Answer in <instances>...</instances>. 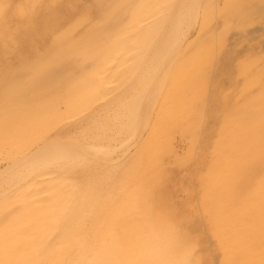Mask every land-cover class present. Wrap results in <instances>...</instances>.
<instances>
[{
  "label": "bare ground",
  "instance_id": "obj_1",
  "mask_svg": "<svg viewBox=\"0 0 264 264\" xmlns=\"http://www.w3.org/2000/svg\"><path fill=\"white\" fill-rule=\"evenodd\" d=\"M98 1L100 5L96 9L95 16L97 15L100 19L103 12L110 13L109 16H103L102 20L100 19L103 21V18L106 19L114 14L113 6L119 5L121 0H116V3L113 1L115 4L111 0ZM122 1L124 4L125 0ZM133 1L128 0L124 4L123 12L128 9ZM137 1H140V3L132 10L134 18L130 23L119 22L103 28L100 27V21L92 27L91 31L86 32L89 40L92 39V45L97 46L100 52L98 56H95L94 61L87 62L85 59L88 55H84L80 59L81 62L79 61V63L82 64L79 65L81 67L79 66V69L75 71L77 74H82L80 79H76L74 88H71L68 76L65 77L64 82L68 88L65 91L63 102L59 101V97L49 87L50 84L46 78L47 71L42 69V65L40 66L42 67L41 71H38L39 74L28 85H26L27 83H17L14 86L40 87L39 92L43 91L44 97L36 98L27 106L28 110L15 109L0 114V131L3 135H6L4 137H8L7 139L12 138V135L8 132L15 130L17 122L27 120L35 124L33 130L31 128L32 135L20 133L21 137L19 136L20 141L31 140L32 145L30 146L33 148L27 150V154L23 153H26V151H21L22 156L15 158L13 163L6 168L0 169V203L6 196L8 197L10 191L16 192V190H19L18 200L15 203L21 205V211L11 217L12 224L5 226L4 230L0 231V264H151L154 258L153 254L160 252H163L170 264L198 263L192 247L194 244L191 243L187 231H183L182 228H179L177 224L169 219V210L163 200L165 199L163 197L165 196L164 191L161 192L164 189L165 176L157 158L158 150L164 147L160 140L164 137H171L170 132H174L172 120L180 113L189 114L190 101L187 91L189 89L191 91L202 89V87H198L199 84L196 85L201 81L200 76L196 77V73H192L193 69L188 70V68L199 66L205 63L206 59V62H208L209 58L207 56L210 54L205 52L208 54L205 56L203 51L205 49H202V52L200 50L195 51L198 53L194 54L193 50L196 49L193 46L194 42L191 43L190 37L197 28L198 12L201 10V5H203V2L208 1L206 3H209V6L210 2L214 0H179L171 8L172 11H168V14L164 13V16L171 13L169 17L166 16L168 19L165 20V17H162L165 21L161 18L162 22L159 23L158 21H161L159 18L157 21L154 20L158 24L151 22L152 25L147 24V21L152 20L158 14L161 15L160 13L164 11L161 10L160 12L162 7L159 9L157 3V10L160 13L156 10L157 13L154 12L153 14V9H156L153 4L158 0L156 2H154L155 0ZM54 2L55 0H44L46 5ZM219 2L221 3V1ZM213 3L219 9V3L216 1ZM31 4L36 9L40 3L38 0H32ZM78 6L79 3L75 4L76 9ZM210 7H207L208 10ZM212 7L211 10H213ZM17 10L19 14H22V7ZM238 12H241V10L239 9ZM206 13L207 16H205L210 17V13L209 15L208 12ZM204 22L206 23V21L202 23ZM206 26L207 24L203 28L201 27V30ZM227 26L226 23L225 27ZM32 28H34V24L28 23L23 26V31L30 35ZM48 28V25H43V29ZM100 29L104 32L100 33L98 31ZM204 31L206 32V28ZM203 34H201L202 37ZM0 35L2 39L5 37L6 32L0 31ZM205 37L206 35L202 39H205ZM71 38L72 35L66 32L64 40L67 47L70 45ZM132 42L133 44L136 43L135 47ZM199 43H202V41ZM203 43H205V40H203ZM200 46L198 49H200ZM75 50L79 52L83 48L81 46L75 47ZM210 50L212 51V49ZM133 51L134 54L131 55ZM64 58H69L66 61L70 60V63L75 59L78 61V57H68L66 49ZM128 62L132 63L130 68L122 69ZM70 63H66V65ZM185 67L186 69H184ZM68 68L70 67L68 66ZM66 71L69 72V70ZM180 80L184 83L182 87L180 86ZM113 84L115 85L112 86ZM116 87H124V89L120 95L110 98L113 92L112 89ZM102 100H105V104L99 108L105 114L108 115L111 111L114 112L116 108L119 110H115L117 114L114 119L120 118L123 121V126L119 125L121 127L119 130H121V133H125L124 136L128 135L125 142L121 140L122 147L127 150L131 145H136V148L139 149L140 157L138 160L133 161L131 165L118 163L119 161L117 162L115 159V153L118 148H122L121 146L113 148L110 145L107 146V143L104 146L100 144L101 141L99 143L98 139V141L94 140L92 144H85L82 142L84 138H79L80 136L76 135L77 130H81L78 129V125L71 122L73 118L83 111L89 110L93 104ZM58 106H60L59 111L56 109ZM41 108H43L41 110L43 113L40 114L39 110ZM249 113L242 109L238 111L239 117L237 119L240 120V126L233 127L232 130L236 129L231 131L225 140L221 139L224 142L217 155L220 156L218 159L220 160L219 164L222 162L221 170L230 168L233 175L239 173L237 176H243V178L245 177L244 170L251 163L253 164V161H257L259 156L262 157L261 153H259L261 155H258V151L260 152L261 142L264 139L262 132L264 120L254 119V115L253 118L251 117L253 113ZM100 114L98 110V112L94 111V113L88 115L89 122L92 119V122L95 123L96 118H101ZM66 120V124L62 125L63 129H56L60 127V123ZM29 122L28 124H30ZM242 122L243 124H241ZM234 123L237 122L234 121ZM86 124L90 129L91 125ZM88 127L81 129L84 131ZM53 129L58 130V132L54 133L53 136H48ZM97 136L99 138L100 135ZM174 136L177 137L176 134ZM102 138L100 136L101 140ZM4 140L6 141V139ZM10 141L12 142V139H9L8 142ZM229 158L234 159L230 161ZM90 162L91 164L92 162L96 163L93 169H81L86 163L88 165ZM150 167H153L154 173H150ZM217 167L218 165L215 168ZM208 171L211 172L210 169ZM225 173L229 174V172ZM227 175L215 176V179L212 178L211 181L206 180V178L202 183L205 190L203 199L200 202H202L205 212L207 211L213 219L222 221V225H226L230 229L236 227L240 216V210L236 208L235 203L238 198L246 196L247 184L251 181L246 179V181H249L248 183L240 180L237 183H232ZM47 176H51V178H47ZM82 181L91 182L90 200L87 205L82 202V199L77 198L79 194L83 195L84 192H87V189L80 190L78 188ZM65 182H71L70 189L62 184ZM139 183L140 185L137 186ZM262 183L264 184V180ZM112 185V190L107 192L108 187ZM116 185H118L117 188ZM136 186L137 188L134 189ZM254 186L252 185L253 189H255ZM16 196L17 194L14 197ZM115 198H122L124 205V209L119 211L121 215L118 216L115 215L118 209L113 208L114 201L116 202ZM15 200L12 199L11 204ZM259 202L257 210L254 208L256 214L248 216H252L251 220L255 226L258 220H261L262 212H264V198ZM70 204L71 206H69ZM146 206H151V211H154L157 215L158 223L155 226L157 231L153 236L151 234L152 240L142 238L145 233L144 229L134 231L133 233L137 235L132 239L122 238L113 233L115 218L118 219L119 217V220L120 218H131V214L135 209ZM242 215L244 216V214ZM87 217L90 218L89 227L84 222ZM100 217H104L101 222L98 221ZM60 220H63V224L58 226ZM104 225L105 227H103ZM253 225L250 226L253 227ZM53 237L54 239L51 240ZM196 241L198 240L196 239ZM195 244L197 245V243ZM239 244L240 253L233 251V255L227 258L229 264H239V256L246 260V257L249 259L250 255L251 257L255 256L252 257L253 264H261L262 259H264L263 256L259 260L256 253L251 254L253 249L250 245L246 246L242 242H239ZM228 248L232 251L231 247ZM248 259L246 264H248Z\"/></svg>",
  "mask_w": 264,
  "mask_h": 264
},
{
  "label": "rangeland",
  "instance_id": "obj_2",
  "mask_svg": "<svg viewBox=\"0 0 264 264\" xmlns=\"http://www.w3.org/2000/svg\"><path fill=\"white\" fill-rule=\"evenodd\" d=\"M113 1L116 3V0H111L112 3H114ZM121 1L119 5L113 6L114 14L106 19L103 18V21H101L103 16H109L110 13L106 11L103 12L100 18L101 20L98 19L97 15L95 16L96 9L99 8L100 5L98 0H55L53 4L49 5H46L44 0H38L40 4H38L36 9L31 4L32 0H0V31L6 32L4 38L1 39L0 35V114H5L7 112L14 111L15 109L28 110L27 106L35 101L36 98L44 97L43 91L39 92L40 87H14L17 83H27L26 85H28L30 81H32L39 74L38 71H41V65L43 66L42 69L47 71L46 78L50 84L49 87L59 97V101L63 102L65 91L68 88L64 82L65 77L68 76L70 79L69 84L71 88H74L76 85V79H80V75L82 74H77L75 71L76 69H79V64H82L79 63L80 59L83 58L84 55H88L85 60L87 62L94 61L95 56H98L100 52V49L97 46L92 45V39L90 38L89 40V36H87L86 32L91 31L93 29L92 27L100 21V27L102 26L103 28H107L114 23H130L132 18H134L132 15V10L136 8L140 1L134 0L124 12L122 8L128 0H125L124 4L123 1ZM156 1L157 0L154 2ZM178 1L179 0H158V2L153 4L156 8L153 9V14L154 12L157 13L156 10L158 9L159 5V9L162 7L160 12L161 10H164L161 13L157 10L162 16L159 14L156 15V17L154 16L155 18L153 17V21L149 19L151 21L148 20L147 24H151V22L156 24L157 19L160 18L159 20H161L162 17H165V20L168 19L171 13L167 15V12L172 11L171 8H173ZM214 1L219 3V9L218 6L213 3ZM214 1H211L212 3L210 2L211 7L213 4L215 5V8L214 5L212 7L213 10H211L210 5L208 6L209 3H206L208 1L203 2L204 6L201 5V10L198 12L199 19L197 20L198 23L196 22L198 24H196L197 28L195 27L196 29L193 31L190 37V40H192L191 43L194 42L193 46L196 49L193 50L194 54L198 53L195 51L200 50L202 52V49L206 50H203L204 53L207 52L210 54L208 55L205 53V56L208 55V62H206L207 59L205 58V63H202L199 66L195 64L196 66L188 68V70L193 69L192 73H196V77L200 76L201 81L196 83V85L198 86L199 84L198 87H202V89L200 88L198 91H195V89L191 91L189 89L187 91L188 99L190 101V108L188 109L189 114L180 113V115L177 117L175 116V118L172 120L174 127L173 131L175 133H171V131V137H164L160 140L164 147L158 150L157 158L165 176L164 189L161 190V192L164 191L163 193L165 196L163 197L165 199L163 200L165 202V206L169 210V219L171 222L177 224L179 228H182L183 231H187L189 239L191 238V243L194 244L192 247L194 256L198 262L196 264H229L227 258L233 255V251H238L240 253L241 249L239 242H242L246 246L250 245V247L253 249L251 254L254 255L256 253V257H258L259 260L264 257V212H262L261 220H258L256 226L252 223V216L248 217L252 214H256L255 210H257V207H259V201L264 198V184L262 183L264 180V139L261 142V147L263 148L260 147V152L258 151V155L262 154V157L259 156L261 160L258 157V160L255 161L256 164L253 161L254 165L251 163V165H249L247 169L244 170V178L243 176H237L239 173H237V175H233V173L230 171V168L221 170L222 162L219 164L220 160L218 159L220 156H217L225 138L228 137V134L240 126V120L237 119L239 117L238 111L240 109L247 111V113L250 112L249 114L253 113L251 114V117L253 118L254 115V119L256 118L264 120V0ZM219 1H221V3ZM136 2L137 4L135 5ZM78 3L79 6L76 9L75 4ZM20 7H22V14H19V11L17 10ZM207 7H210V9L208 10ZM239 9L241 12H238ZM206 12H208V15L210 13V17H206ZM164 13H167V18L164 16ZM147 17L148 16L146 15V18ZM162 19L164 20V18ZM203 21H206V23H202ZM158 22L160 23L162 20ZM28 23L34 24V28H32L30 35H27L23 31V26ZM226 23L228 24L227 27H225ZM42 24L48 25L49 28L43 29ZM203 24L204 26L207 24L205 27L206 32L204 31L205 28L202 29L203 31L201 30V27H204ZM200 30L202 33H200ZM98 31L100 33L104 32L101 29ZM66 32L72 35L70 45L68 47L65 45L66 42L64 40ZM201 34H203V37ZM199 35L201 38L198 37ZM205 35V39H202ZM4 40L5 43L3 44ZM203 40H205V43H203ZM201 41L202 43H199ZM198 44L199 46L202 44L200 49H198ZM133 45L135 47L136 43ZM80 46L83 48V50L79 52L76 51L75 47ZM206 47H209L212 49V51ZM65 49L67 51L68 57H78V61H76V59L72 63H70V60L66 61L69 58H64ZM133 54L134 51L131 53V55ZM66 63L70 64L66 65ZM131 65L132 63L128 62L122 69H128ZM68 66L70 68H68ZM184 69H186V67ZM66 70H69V72ZM260 82L261 84L259 85ZM183 84L184 83L181 81L180 86L182 87ZM114 85L115 84L112 86ZM203 87L205 88L203 89ZM123 89L124 87H116L112 89L113 92L110 98L120 95ZM258 90H261V92ZM8 97H10V99H8ZM103 104H105V100L96 102V104H93L91 108L89 107V110L87 109L86 111H83L84 113L82 112L73 118V120H75H72L71 122L78 125V129L81 130H77L78 133H75H77V136H80H78L79 138H84L82 142L85 144H92L94 140H99V143L101 141L100 144L104 146L108 144L107 146L110 145L113 148H118L120 146L122 147L121 140L125 142L126 138L128 137L127 134L124 136L125 133L122 132V134L120 132L121 130H119V128L121 129L123 126V121L120 118L114 119L117 114V112H115L117 108L114 110L115 113L111 111L112 113L110 112L108 115L105 114L100 109ZM42 109L43 108L39 110L40 114L43 113V111H41ZM56 109L59 111L60 106L56 107ZM98 110L101 113V118H96L97 121H94L95 123L92 122V119L89 122L88 115H91V113H94V111L98 112ZM117 111L119 110L117 109ZM234 121L237 123H234ZM28 122L29 121L27 120L19 121L14 128L16 132L13 133V131H15L13 129V131H11L13 134L8 132V134L10 133L12 135V138L9 137V139H12V142H8V137H4L6 135H3L0 131V135L2 134L0 137V169L6 168L8 165L13 163L15 158L22 156L21 151H26V153H23L27 154V150L33 148L30 146L32 145L31 140H19L21 139L20 133H26L29 136L32 135L33 126L35 124L31 122L28 124ZM66 122L67 120L60 123V127L66 124ZM86 123L91 125L92 130L91 127L89 129ZM241 124H243V122ZM119 125L122 126L119 127ZM60 127L56 129L61 130L64 128L63 126L61 128ZM83 127L88 128L82 131L83 129L81 128ZM233 127L236 128L232 130ZM262 128L264 135V124ZM56 129L51 130L48 136H53L54 133L58 132ZM18 131H20L19 134ZM89 131L92 132L89 133ZM175 134L177 137L174 136ZM97 135H100L101 138L103 136L102 140L100 139V136L98 138ZM4 139H6V141ZM136 147V145H131L127 150L124 149L125 147L118 148V151L115 153V159L117 162L119 161L118 163L121 162L131 165L133 161L136 159L138 160L140 153L139 149ZM227 155L229 154L227 153ZM233 159L229 158L228 160L231 161ZM95 164L93 162L91 164L90 162L87 165L86 163L81 169H93ZM217 165L218 167L215 168ZM250 166L253 167L251 168ZM209 169L211 172L208 171ZM153 170V167H150V173H154ZM256 170H259L260 173H257ZM212 171L214 172L212 173ZM225 172H229V174L227 175ZM220 175H227L232 183H237L239 180L241 182L245 181L246 183L251 181L247 184V189L245 192L246 196H244L245 199L238 198L237 202L235 203L236 208L240 210L239 215L241 217L239 216L236 227H232L230 229L227 228L228 226L222 225V221L213 219L207 211L205 212L202 207V202H200L203 199L205 190L202 184L203 181L206 178L208 181H211L212 178L214 180L215 176ZM47 178H51V176H47ZM246 179L249 181H246ZM90 183L91 182L82 181L78 187L80 190L87 189V192H84L83 195L79 194L77 196L78 199H82V202H85V205H87L88 201L90 200ZM62 184L65 185L67 189H70L69 186L71 185V182H65ZM139 185L140 183L137 186ZM252 185H255V189H253ZM137 186L134 189H136ZM112 187L113 185L109 186L107 192L108 190L111 191ZM115 187L117 188L118 185ZM16 194L17 196L14 197ZM18 195L19 190H16V192L10 191L8 193V197L6 196L7 198L5 197L4 200L1 201L0 231H3L5 226L12 224L11 217L15 215V213L21 211L20 203H15L18 200ZM106 197H108V195H106ZM12 199L15 200L13 201V204H11ZM115 199L116 202L114 201L113 208L116 210L118 209V212L115 213V215L117 214L118 216L121 215V212L119 213V211L124 209V205L122 203V198ZM250 200L254 201L255 203ZM69 206H71V204ZM132 213L133 214H131V218H120L119 220L118 217V219H114L115 225L113 233L121 236L122 238L132 239L137 235L133 233L134 231L144 229L145 233L142 235V238H149L152 240L151 237L157 231L155 230V226L158 222L156 213L151 211V206L135 209ZM242 214H244V216ZM101 219H104V217H100L98 221L101 222ZM84 222L87 227L90 226V218H85ZM213 223L216 224L214 225ZM62 224L63 220H60L58 226ZM250 225H253V227ZM261 226L263 230L261 229ZM103 227H105V225ZM235 228L236 230H234ZM53 239L54 237L51 240ZM196 239L198 241H196ZM195 243H197V245ZM228 247H231L232 251H230ZM241 257L242 256H239L238 258L239 264H243L242 262L246 264L248 258L246 257L245 260ZM252 257L251 255L249 256L248 264H253ZM261 264H264V259H262Z\"/></svg>",
  "mask_w": 264,
  "mask_h": 264
},
{
  "label": "clouds",
  "instance_id": "obj_3",
  "mask_svg": "<svg viewBox=\"0 0 264 264\" xmlns=\"http://www.w3.org/2000/svg\"><path fill=\"white\" fill-rule=\"evenodd\" d=\"M153 260L151 261V264H170L166 256L163 254V252L160 253H154L153 254Z\"/></svg>",
  "mask_w": 264,
  "mask_h": 264
}]
</instances>
